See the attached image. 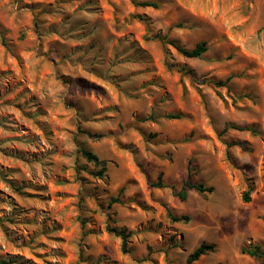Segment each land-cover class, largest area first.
Returning a JSON list of instances; mask_svg holds the SVG:
<instances>
[{
	"label": "rangeland",
	"instance_id": "374dc122",
	"mask_svg": "<svg viewBox=\"0 0 264 264\" xmlns=\"http://www.w3.org/2000/svg\"><path fill=\"white\" fill-rule=\"evenodd\" d=\"M140 1L0 0V264H262L264 0Z\"/></svg>",
	"mask_w": 264,
	"mask_h": 264
},
{
	"label": "trees",
	"instance_id": "16d2710c",
	"mask_svg": "<svg viewBox=\"0 0 264 264\" xmlns=\"http://www.w3.org/2000/svg\"><path fill=\"white\" fill-rule=\"evenodd\" d=\"M134 5L136 6H142V7H154L158 8L160 5L158 2L154 1H140V0H133ZM2 34V41L4 44H6L5 38H4V33L1 32ZM158 38L164 43V44H171L173 45L180 53L183 55L190 57V58H199L201 57L208 49L207 43L206 42H201L197 44L194 48L188 49L177 43L176 41H172L168 39L167 37H162L158 36ZM230 78L227 79L226 81H213L215 85L218 87L222 86H229ZM173 117H177L172 115ZM229 128V127H227ZM227 128L225 130H227ZM254 133H256L255 129H252ZM81 154L83 157L90 163L96 164V165H102L103 168L98 172H90L91 174H96L98 177H103L105 175L106 171V163L105 161H100L99 157L90 149L83 147L81 149ZM162 174L159 176V179L157 182L153 183L152 186L156 188H167L169 187L168 184H166L163 179H162ZM170 187L176 189V185H171ZM189 189H195L199 193L203 195H207L211 193L214 188L212 186L208 187L203 183H198V184H188L184 183L182 186V189L178 193L179 197L182 200H185L187 197V193ZM253 190V187H249L247 191H245L243 195V199L245 202H249L251 200L250 193ZM125 191V187L120 189L117 195H111L109 197V202L106 208V212L108 215V225H107V230L110 233H113L119 237L122 238L123 241V248L124 250L127 249L128 241L129 238L132 236V233L127 231L125 228H119L116 226L114 223H116L115 216H116V211L114 210V206L118 204L123 203V194ZM104 206V204H103ZM167 211L169 216L172 218L173 221L176 222H189L190 221V216L187 214L183 215H177L169 206H166ZM216 247L214 244H207V243H202L193 253L190 254L189 256V262L192 263L196 260H199L201 257L204 255H207L211 251H215ZM244 254H247L257 260H260L262 264H264V247L261 244H255V243H250L249 245L245 246L242 250ZM2 263H5V261H1Z\"/></svg>",
	"mask_w": 264,
	"mask_h": 264
}]
</instances>
